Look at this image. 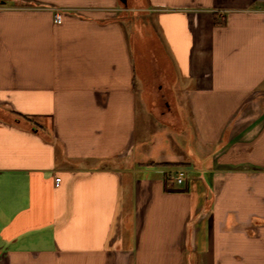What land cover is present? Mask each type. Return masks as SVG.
Returning <instances> with one entry per match:
<instances>
[{"label": "crops", "instance_id": "1", "mask_svg": "<svg viewBox=\"0 0 264 264\" xmlns=\"http://www.w3.org/2000/svg\"><path fill=\"white\" fill-rule=\"evenodd\" d=\"M134 1L0 0V264H264V0Z\"/></svg>", "mask_w": 264, "mask_h": 264}, {"label": "rangeland", "instance_id": "2", "mask_svg": "<svg viewBox=\"0 0 264 264\" xmlns=\"http://www.w3.org/2000/svg\"><path fill=\"white\" fill-rule=\"evenodd\" d=\"M144 8L142 2L127 0V5L123 6L120 2L117 14L121 17V23L127 29H131L135 24L138 26H146L150 28L151 23H147V18L143 14ZM165 100H158L154 108L156 116L148 117L142 107H138L136 111V137L134 152L140 160L145 161L147 158L156 160L159 155H169L165 147V139L168 138L166 129L161 123L172 115L164 106ZM142 111L144 113H142ZM177 112L179 109L177 108Z\"/></svg>", "mask_w": 264, "mask_h": 264}, {"label": "built area", "instance_id": "3", "mask_svg": "<svg viewBox=\"0 0 264 264\" xmlns=\"http://www.w3.org/2000/svg\"><path fill=\"white\" fill-rule=\"evenodd\" d=\"M61 17L62 14L59 11H55L54 12V17H53V21L55 24H60L61 23ZM186 177V172L185 170H178L175 171L174 173L170 174L169 178L171 181L175 182L176 184H182L185 180ZM60 181V178L56 177L54 179V183L57 185Z\"/></svg>", "mask_w": 264, "mask_h": 264}, {"label": "water", "instance_id": "4", "mask_svg": "<svg viewBox=\"0 0 264 264\" xmlns=\"http://www.w3.org/2000/svg\"><path fill=\"white\" fill-rule=\"evenodd\" d=\"M119 2H120L123 6H126V5H127V0H119Z\"/></svg>", "mask_w": 264, "mask_h": 264}]
</instances>
